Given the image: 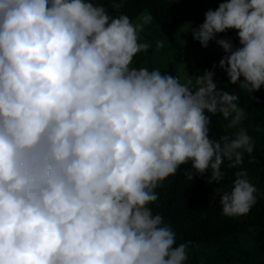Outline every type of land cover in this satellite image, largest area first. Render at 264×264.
Returning <instances> with one entry per match:
<instances>
[{
    "label": "clouds",
    "instance_id": "obj_1",
    "mask_svg": "<svg viewBox=\"0 0 264 264\" xmlns=\"http://www.w3.org/2000/svg\"><path fill=\"white\" fill-rule=\"evenodd\" d=\"M151 22L100 0H0V264H185L189 242L150 207L156 189L189 163L188 180L218 184L255 145L213 71L190 87L132 66ZM227 30L240 46L216 40L218 66L251 96L264 87V0H223L188 33L207 48ZM206 113L234 135L210 139ZM256 191L237 171L222 214L246 215Z\"/></svg>",
    "mask_w": 264,
    "mask_h": 264
},
{
    "label": "trees",
    "instance_id": "obj_2",
    "mask_svg": "<svg viewBox=\"0 0 264 264\" xmlns=\"http://www.w3.org/2000/svg\"><path fill=\"white\" fill-rule=\"evenodd\" d=\"M211 1L212 8L204 7L203 0L192 3L189 0H126L122 6L119 0H100L111 16L123 14L133 21L142 11H147L152 17V22L140 32L141 42H148L151 46L134 57L133 67L156 69L155 63L162 62L161 57L167 54L179 56L174 45L180 41L182 46L190 49L194 76L205 70L213 71L218 88L239 96L237 104L245 111L241 126L255 145L252 155L245 154L238 168H229L227 161L222 164L224 175L218 184L208 183V172L203 175L193 173L192 181L188 180L185 173L191 171V164L181 165L176 176L169 177L156 189L158 199L150 205L153 214L161 215L164 223L172 228L177 246L189 242L185 264H264V87L250 96L237 85L230 84L226 73L218 66L224 57L221 48H211L216 37L207 48H202L188 33L190 25L199 28L204 22V11L215 10L223 2ZM157 42L164 49L159 50ZM207 115L211 121L210 139L234 135L235 130L226 132V121L222 116ZM240 170L247 172V178L257 189L256 203L246 215L226 217L222 214L219 199L224 192H230L235 173Z\"/></svg>",
    "mask_w": 264,
    "mask_h": 264
},
{
    "label": "rangeland",
    "instance_id": "obj_3",
    "mask_svg": "<svg viewBox=\"0 0 264 264\" xmlns=\"http://www.w3.org/2000/svg\"><path fill=\"white\" fill-rule=\"evenodd\" d=\"M171 1H174V0H171ZM189 2L192 3V2H194V0H189ZM203 5L206 8H212L213 1L203 0ZM203 15H205V11L203 12ZM144 16H148L147 11H142L139 14V16L136 19H134L133 21L136 23H140ZM139 20H141V21H139ZM182 33H185V29H182ZM227 35H228V38L226 37ZM221 39L230 40L232 42L234 48L238 47V37H237V31L236 30H227L224 33L217 34L216 40H221ZM215 41H214V44L211 45L212 49L218 48V45L216 44ZM174 47L178 51L177 53L179 54V56L178 55L177 56L176 55H172V56L170 55L169 56L168 54H167V56H163V57L160 56L162 59V62H160V63L156 62L155 63L156 69H159L162 72V75H172L173 77H176L182 84H189V82H190V87H194L196 76H194V72H193V69L191 67L190 49L182 46L180 41L176 42ZM161 49H164L163 45H162V47H159V50H161ZM220 51L225 56V53L223 52V50L220 49ZM162 52L163 51L159 52V55Z\"/></svg>",
    "mask_w": 264,
    "mask_h": 264
}]
</instances>
